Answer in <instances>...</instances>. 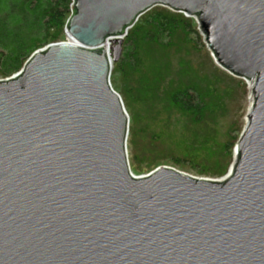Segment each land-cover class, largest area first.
<instances>
[{"label": "water", "instance_id": "obj_1", "mask_svg": "<svg viewBox=\"0 0 264 264\" xmlns=\"http://www.w3.org/2000/svg\"><path fill=\"white\" fill-rule=\"evenodd\" d=\"M69 42L0 80V264H264V0H72ZM194 18L219 69L252 84L216 182L134 176L110 75L153 8Z\"/></svg>", "mask_w": 264, "mask_h": 264}, {"label": "rangeland", "instance_id": "obj_2", "mask_svg": "<svg viewBox=\"0 0 264 264\" xmlns=\"http://www.w3.org/2000/svg\"><path fill=\"white\" fill-rule=\"evenodd\" d=\"M183 18L187 27L181 25L161 43L141 45L136 69L126 67L119 75L112 67L110 83L129 118L126 150L134 176L170 167L216 182L235 157L252 84L215 66L196 20ZM66 40L64 35L61 42ZM181 91L201 106L199 115L173 104Z\"/></svg>", "mask_w": 264, "mask_h": 264}, {"label": "trees", "instance_id": "obj_3", "mask_svg": "<svg viewBox=\"0 0 264 264\" xmlns=\"http://www.w3.org/2000/svg\"><path fill=\"white\" fill-rule=\"evenodd\" d=\"M72 9V0H0V78L18 73L36 51L61 42ZM181 25H189L183 14L165 8L143 14L123 39L112 72L123 75L126 67L136 69L141 63L143 43H161ZM172 102L186 113L201 112L189 91L176 93Z\"/></svg>", "mask_w": 264, "mask_h": 264}, {"label": "bare ground", "instance_id": "obj_4", "mask_svg": "<svg viewBox=\"0 0 264 264\" xmlns=\"http://www.w3.org/2000/svg\"><path fill=\"white\" fill-rule=\"evenodd\" d=\"M67 42H69V39L66 40ZM251 91H252V85H251ZM252 95V93H251ZM253 101V95L251 96V102Z\"/></svg>", "mask_w": 264, "mask_h": 264}]
</instances>
